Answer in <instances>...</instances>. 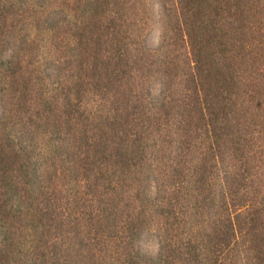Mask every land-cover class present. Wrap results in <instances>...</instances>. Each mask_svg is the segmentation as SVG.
Listing matches in <instances>:
<instances>
[{"label":"trees","instance_id":"obj_1","mask_svg":"<svg viewBox=\"0 0 264 264\" xmlns=\"http://www.w3.org/2000/svg\"><path fill=\"white\" fill-rule=\"evenodd\" d=\"M156 5L0 0V264H264V0Z\"/></svg>","mask_w":264,"mask_h":264},{"label":"rangeland","instance_id":"obj_2","mask_svg":"<svg viewBox=\"0 0 264 264\" xmlns=\"http://www.w3.org/2000/svg\"><path fill=\"white\" fill-rule=\"evenodd\" d=\"M151 3L153 5V9L155 12H157L158 7L156 5L157 0H151ZM157 19L155 18V22L153 24V27L151 29L150 35H149V43L150 44H156L158 40V34H159V23L156 21Z\"/></svg>","mask_w":264,"mask_h":264}]
</instances>
